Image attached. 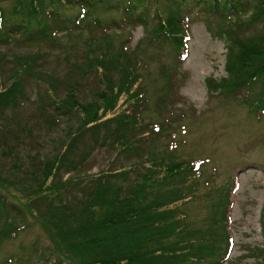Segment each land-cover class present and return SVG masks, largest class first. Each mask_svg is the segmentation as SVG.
Segmentation results:
<instances>
[{
	"label": "trees",
	"instance_id": "obj_1",
	"mask_svg": "<svg viewBox=\"0 0 264 264\" xmlns=\"http://www.w3.org/2000/svg\"><path fill=\"white\" fill-rule=\"evenodd\" d=\"M152 6L156 24L134 49L130 32L110 33L125 24L144 25ZM201 15L227 48L226 75L206 80L210 97L243 92L242 103L264 121V0H0V50H19L0 53V140L25 143L9 113L31 103L33 87L34 117L43 126L77 119L63 148L20 173L21 181L0 175V190L10 193V186L24 200L13 207L0 194V248L29 226L28 213L51 246L35 249L37 259L26 264L229 262L235 181L213 187L215 174L205 171L210 158L181 153L172 121L144 119L150 109L145 74L160 64L165 82L156 110L162 112L173 102L174 78L187 57L189 22ZM166 47L173 65L164 63ZM54 61L57 68L48 73ZM93 76L101 89L83 101V80ZM101 149L115 156L100 171L83 174ZM201 198L212 202V213L203 227H194L186 208ZM257 259L264 264L263 249ZM14 262L9 257L2 264Z\"/></svg>",
	"mask_w": 264,
	"mask_h": 264
},
{
	"label": "rangeland",
	"instance_id": "obj_2",
	"mask_svg": "<svg viewBox=\"0 0 264 264\" xmlns=\"http://www.w3.org/2000/svg\"><path fill=\"white\" fill-rule=\"evenodd\" d=\"M155 15L156 6H152L146 25L125 24L122 28L112 29L110 33L118 35L130 32L129 47L134 49L156 24ZM207 17L201 15L189 22L187 57L174 78L176 90L171 94L173 102L162 112L156 110V99L165 80L159 75L160 64H151L144 80L150 99V109L144 113V119L156 123L161 121V116L172 121L181 153L196 159L210 158L211 161L205 164V171L207 176L215 174L211 183L213 187L226 188L235 181L229 208V231L234 245L227 264H257L261 249L264 250V121L256 120L242 103L243 92L235 98L210 97L206 80L210 77L221 79L226 75L227 48L223 40L213 37L208 30ZM209 21L215 25L214 18L211 17ZM94 32L97 33V30ZM250 32L247 37L253 35V29ZM18 51L11 47L0 50V53ZM173 56L170 47L162 50L164 63L173 65ZM56 64L54 61L52 66L49 65L47 72L52 73ZM58 72H63V69L59 68ZM83 82L82 100L92 101L101 86L94 76ZM29 96L31 103L9 113L10 119L16 121L13 125L26 139L25 143L21 145L16 140H10V143L0 140V175L14 181H21L27 171H33L37 161L60 151L77 123L76 118H62L61 124L55 128L43 126V120L34 117V103L38 101L35 87L29 90ZM114 156L115 153L107 149L98 150L84 167L83 174H93L107 167ZM20 173L25 175L19 176ZM211 187L202 189L200 194ZM9 188L12 189L10 193L0 190V194L13 207H20L24 202L20 193ZM211 203L206 198L189 203L186 208L188 220L194 223V227L206 224L212 213ZM11 214L15 215L13 212ZM27 218L29 226L16 239L2 244L0 264L9 257H14V264H26L25 259H37L35 249L49 251L51 244L45 232L32 215L27 213ZM37 264L44 263L38 261Z\"/></svg>",
	"mask_w": 264,
	"mask_h": 264
}]
</instances>
